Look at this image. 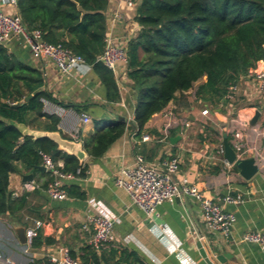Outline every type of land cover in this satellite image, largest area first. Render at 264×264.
Segmentation results:
<instances>
[{
    "label": "crops",
    "instance_id": "crops-1",
    "mask_svg": "<svg viewBox=\"0 0 264 264\" xmlns=\"http://www.w3.org/2000/svg\"><path fill=\"white\" fill-rule=\"evenodd\" d=\"M0 9L9 15L16 13L12 5H0ZM134 15V6L128 7L125 0H107L106 38L125 48L140 29ZM5 47L20 62L42 73L44 89L53 99L81 107L78 114L73 107L63 108L42 100L43 112L60 119L57 132L63 140L81 143L93 132L94 120L113 121L120 117L127 123L132 121L135 94L126 76V64L117 66L114 77L120 99L112 104L106 102L105 89L89 66L61 76L51 63L35 58L21 37L12 36ZM251 70H264V61ZM247 75L239 77L216 106L196 98L202 79L190 90L176 93L174 100L153 115L140 133L130 128L100 158L87 155L82 164L87 167L86 176L66 182V187L76 186L82 197L67 193L64 200H51L45 193L49 174L39 169L42 165L16 163V170L9 174L8 190L12 200L24 196L25 206L13 215H0V264L44 261L49 255L58 256L64 248L79 264H205L195 247L196 241L206 251L213 247L214 253L231 255L225 264H264V250L241 241L247 231L264 232V95ZM205 110L207 113L203 114ZM256 113L257 119L252 123ZM82 116L89 122L83 123ZM168 122L173 124L164 138V125ZM235 131L242 135V159H255L257 173L249 180L243 179L239 169L228 164L220 152L224 138L234 147ZM136 155L158 166L167 156H178L180 166L175 179L186 178L205 197L242 195V203L223 206L235 215L230 237L224 240L209 233L198 202L187 197L163 202L151 219L146 218L128 194L114 184L119 169L133 165ZM99 208L116 215L119 223L113 228L112 240L96 252L89 245L90 232L82 226ZM36 222L40 225L36 226ZM161 225L165 227L163 231ZM19 226L24 228V243L15 231ZM36 238L38 243L34 245Z\"/></svg>",
    "mask_w": 264,
    "mask_h": 264
},
{
    "label": "trees",
    "instance_id": "trees-1",
    "mask_svg": "<svg viewBox=\"0 0 264 264\" xmlns=\"http://www.w3.org/2000/svg\"><path fill=\"white\" fill-rule=\"evenodd\" d=\"M140 29L126 47V76L135 94L133 117L127 123L94 120L93 132L82 140L91 159L103 156L128 129L140 133L176 93L195 91L202 103L216 106L239 77L264 61V0H132ZM107 0H16V14L26 30H39L48 44L61 45L81 57L105 89L107 103L120 99L114 75L99 61L106 38ZM42 100L63 108L44 89L42 73L20 62L0 45V215H13L25 206V197L12 200L9 174L15 164H41L39 152L62 163L64 172L86 176V165L57 149L47 139L22 135L17 125L58 131L60 119L43 112ZM76 186L69 196L82 197ZM38 239L34 240V245ZM71 256L74 258L73 254ZM95 258V255H92Z\"/></svg>",
    "mask_w": 264,
    "mask_h": 264
},
{
    "label": "built area",
    "instance_id": "built-area-1",
    "mask_svg": "<svg viewBox=\"0 0 264 264\" xmlns=\"http://www.w3.org/2000/svg\"><path fill=\"white\" fill-rule=\"evenodd\" d=\"M15 3L16 0H0V5L3 6H15ZM125 3L128 7L134 6L132 0H125ZM12 36L21 37L35 58L45 59L51 63L61 76H67L73 70L86 66L84 60L72 53L69 49L59 44L53 45L43 41L42 34L39 30H26L20 17L16 13L9 15L0 9V45L5 46ZM99 61L109 72L117 76V66L120 63H127L126 50L124 47L114 44L109 38H105V45ZM247 76L257 82L260 93L264 95V70H251ZM206 113V110L203 111V114ZM168 115L170 114L168 113ZM81 120L83 123L89 122V119L84 116H82ZM172 124L168 122L164 125V138H166L167 132ZM184 126L187 127L188 124L185 123ZM233 140L236 159H242L244 145L241 132L235 131L233 133ZM39 156L41 165L45 168L50 178L45 188V193L51 200L61 201L66 199V182L75 179L77 174L80 173V170L78 169L75 174L64 172L62 170V163L55 162L49 154L39 152ZM179 166L180 160L178 156L169 155L158 166L149 164L141 155H136L133 165L119 169L114 179V184L128 194L131 202L148 219L153 217L156 208L163 202L176 198H191L198 202L200 206L201 219L206 230L209 233L218 235L224 240L228 239L235 223V215L225 211L223 206L225 204L238 205L242 203V195L238 193L226 194L215 199L205 197L186 178L176 179V182L170 179L169 175L175 176L178 173ZM94 207L98 209L97 204H94ZM117 223H119V218L102 208H99L94 216L87 218V223L82 228L90 232L89 245L94 251H100L112 240V231ZM35 224L38 226L40 222H36ZM159 228L162 231L165 229L163 225L159 226ZM241 241L256 245L258 248L264 250V232L255 230L247 231L242 235ZM28 264L79 263L64 248L59 250L58 256L49 255L44 261H31Z\"/></svg>",
    "mask_w": 264,
    "mask_h": 264
},
{
    "label": "water",
    "instance_id": "water-1",
    "mask_svg": "<svg viewBox=\"0 0 264 264\" xmlns=\"http://www.w3.org/2000/svg\"><path fill=\"white\" fill-rule=\"evenodd\" d=\"M258 113L255 114V116L252 119V123H254L257 119ZM18 129L22 133V135L30 136L33 140L39 139V138H47L51 141H53L57 145V149L60 151H63L69 155L74 156L80 165L83 164L84 160L87 157V154L82 149V144L77 141H68L63 140L59 133L56 132H29L28 127L24 125H17ZM223 149H222V157L228 164H233L239 169L240 176L245 179L249 180L251 177H253L257 173V166L255 164L254 157L245 158V159H236V154L232 146L227 142L226 138L222 141ZM40 170H44V167H39ZM170 179L173 182H176V179L173 175H169ZM27 178H30L29 176ZM17 236L19 237L20 241L22 243L25 242V235H24V228L22 227H16L15 229ZM195 247L200 255V257L203 259L205 264H225L226 258H230L231 255H228L226 253L223 254H217L214 253V248L210 247L207 251L203 247L200 241H196Z\"/></svg>",
    "mask_w": 264,
    "mask_h": 264
}]
</instances>
